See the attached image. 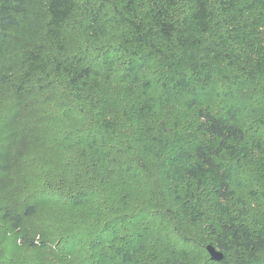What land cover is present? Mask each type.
<instances>
[{
  "label": "trees",
  "instance_id": "1",
  "mask_svg": "<svg viewBox=\"0 0 264 264\" xmlns=\"http://www.w3.org/2000/svg\"><path fill=\"white\" fill-rule=\"evenodd\" d=\"M0 199L14 264H264V0H0Z\"/></svg>",
  "mask_w": 264,
  "mask_h": 264
},
{
  "label": "rangeland",
  "instance_id": "2",
  "mask_svg": "<svg viewBox=\"0 0 264 264\" xmlns=\"http://www.w3.org/2000/svg\"><path fill=\"white\" fill-rule=\"evenodd\" d=\"M21 198H22V194L20 192L18 195V200L20 201ZM1 203L2 200L0 199V204ZM0 236H2L1 233ZM35 242L38 243V238L36 239ZM26 256H27L26 251L14 247L13 240L10 238V235L4 236L3 241H0V264H14V260L20 261ZM208 256L210 255L208 254Z\"/></svg>",
  "mask_w": 264,
  "mask_h": 264
},
{
  "label": "water",
  "instance_id": "3",
  "mask_svg": "<svg viewBox=\"0 0 264 264\" xmlns=\"http://www.w3.org/2000/svg\"><path fill=\"white\" fill-rule=\"evenodd\" d=\"M206 251L208 252V254L210 255V258L213 261L216 262H221L224 258V253L221 252L220 250H218L214 245L212 244H207L205 246Z\"/></svg>",
  "mask_w": 264,
  "mask_h": 264
}]
</instances>
